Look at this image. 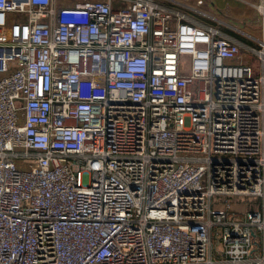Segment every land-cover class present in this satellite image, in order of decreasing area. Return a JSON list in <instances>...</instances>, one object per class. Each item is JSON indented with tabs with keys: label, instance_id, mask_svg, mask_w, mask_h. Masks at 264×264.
<instances>
[{
	"label": "built area",
	"instance_id": "2783aa9c",
	"mask_svg": "<svg viewBox=\"0 0 264 264\" xmlns=\"http://www.w3.org/2000/svg\"><path fill=\"white\" fill-rule=\"evenodd\" d=\"M123 1L0 0V264H264L263 37Z\"/></svg>",
	"mask_w": 264,
	"mask_h": 264
},
{
	"label": "crops",
	"instance_id": "0c3cea01",
	"mask_svg": "<svg viewBox=\"0 0 264 264\" xmlns=\"http://www.w3.org/2000/svg\"><path fill=\"white\" fill-rule=\"evenodd\" d=\"M168 5L176 2L180 5H188L198 10L205 11L216 19H222L231 23L235 28H221L230 38L240 43L241 52L234 61L242 63H253L252 56L249 54L247 46H254L255 38L264 39V17L255 9V4L262 0H164ZM264 3V0H263ZM200 22L215 23L210 18L196 15ZM219 22V21H217ZM240 30V31H239ZM245 34H244V32ZM248 34V35H247Z\"/></svg>",
	"mask_w": 264,
	"mask_h": 264
},
{
	"label": "rangeland",
	"instance_id": "374dc122",
	"mask_svg": "<svg viewBox=\"0 0 264 264\" xmlns=\"http://www.w3.org/2000/svg\"><path fill=\"white\" fill-rule=\"evenodd\" d=\"M77 0H57L58 4H65V3H72ZM125 1L123 0H113L112 2V7H115L117 3H124ZM252 56L253 63H255V56L252 53H249ZM188 57L187 56H182L180 60V68L182 72H187L188 71ZM212 206L215 208L221 207V202L224 200L229 201V202H250L254 201L255 199L249 196H243V195H232V196H225V195H214L212 196ZM242 205L239 203L238 208H240ZM220 241H219V235L215 233V229L212 231L211 235V258L213 260H216L217 258L220 257Z\"/></svg>",
	"mask_w": 264,
	"mask_h": 264
}]
</instances>
